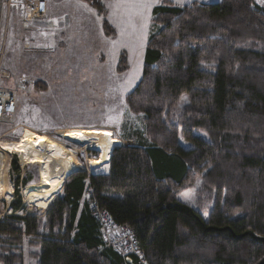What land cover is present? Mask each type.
I'll list each match as a JSON object with an SVG mask.
<instances>
[{"label": "trees", "instance_id": "trees-1", "mask_svg": "<svg viewBox=\"0 0 264 264\" xmlns=\"http://www.w3.org/2000/svg\"><path fill=\"white\" fill-rule=\"evenodd\" d=\"M82 1L115 37L104 1ZM150 21L142 77L126 97L142 126L124 128L109 175L75 172L44 214L0 219V264H23L24 240L40 249L37 264H126L89 193L134 231L145 264H264V3L161 0ZM126 59L122 50L119 72ZM198 177L207 218L179 196Z\"/></svg>", "mask_w": 264, "mask_h": 264}, {"label": "rangeland", "instance_id": "rangeland-1", "mask_svg": "<svg viewBox=\"0 0 264 264\" xmlns=\"http://www.w3.org/2000/svg\"><path fill=\"white\" fill-rule=\"evenodd\" d=\"M103 1L109 22L121 37L117 33L115 37L106 35L100 14L86 1L46 0V17L34 20L20 0H15L7 54L12 78L7 82L17 93L18 112L12 120L0 121V139L18 140L23 126H29L80 149L83 157L87 149L73 140L78 131H107L121 139L124 128L127 131L131 125L142 126L141 116L129 110L126 97L142 77L151 26L149 17L153 6L161 0ZM141 3L149 7L139 10L143 14L137 15L138 9L131 5ZM122 50L127 53V64L119 72ZM37 82H42L45 88H37ZM188 99L184 94L178 108ZM86 154L91 155L90 151ZM91 156L96 158L99 154ZM88 164L92 166V169L87 166L92 173L108 170L107 166L100 171ZM9 170L15 188L10 199L0 198V216L44 214L50 204L46 208L29 207L24 205L21 195L23 185L40 181L38 167L23 163L18 155L11 154ZM204 181L198 177L179 196L199 208L207 218L211 202L205 205L197 194ZM18 202L20 205L15 209L14 204ZM39 250L24 240L23 264H37L33 252Z\"/></svg>", "mask_w": 264, "mask_h": 264}, {"label": "bare ground", "instance_id": "bare-ground-1", "mask_svg": "<svg viewBox=\"0 0 264 264\" xmlns=\"http://www.w3.org/2000/svg\"><path fill=\"white\" fill-rule=\"evenodd\" d=\"M23 127L18 140L0 139V198L10 199L15 188L9 163L11 154H16L23 163L37 166L40 176L38 183L21 187L24 205L46 208L63 191L68 177L86 170L87 163L80 149L47 132ZM73 140L84 149L96 150L105 161L112 157L115 146H120V139L107 131H78Z\"/></svg>", "mask_w": 264, "mask_h": 264}, {"label": "built area", "instance_id": "built-area-1", "mask_svg": "<svg viewBox=\"0 0 264 264\" xmlns=\"http://www.w3.org/2000/svg\"><path fill=\"white\" fill-rule=\"evenodd\" d=\"M20 2L26 7V12L32 19L38 20L46 17V0H20ZM14 3L15 0H0V121H10L18 112L17 93L12 90V87H10L7 82L12 78L11 71L7 67V54L10 41L9 22L12 16V7ZM120 145H122L121 139ZM88 151H90L91 155L93 152L91 149L85 151L86 163L90 161L89 158L93 157L86 154ZM111 160L112 159L109 158L106 163H103V167L105 168L107 166L108 169L107 174L104 175H109L111 172ZM90 168L92 169V166H90ZM91 171L92 170L86 168V172L94 175ZM86 199L88 200L90 212L100 224L107 245L122 252L126 264H145L144 252L137 245L134 231L129 226L118 224L114 216L107 209L102 207L91 193L87 194ZM5 215L7 214L5 213L3 216H0V219L6 217Z\"/></svg>", "mask_w": 264, "mask_h": 264}, {"label": "crops", "instance_id": "crops-1", "mask_svg": "<svg viewBox=\"0 0 264 264\" xmlns=\"http://www.w3.org/2000/svg\"><path fill=\"white\" fill-rule=\"evenodd\" d=\"M181 5H183V4H187V3H191V2H193V1H200V2H202V3H215V2H219L220 0H177ZM155 5H157V3L155 4ZM155 6H153V8H154ZM153 10V9H152ZM149 19H151V15H150V17H149ZM150 29V28H149ZM116 33L119 35V33H118V31H116ZM148 33H149V31H148ZM119 37H121V34L119 35ZM147 38H148V35H147ZM146 42H147V39H146ZM144 53H145V51H144Z\"/></svg>", "mask_w": 264, "mask_h": 264}, {"label": "snow or ice", "instance_id": "snow-or-ice-1", "mask_svg": "<svg viewBox=\"0 0 264 264\" xmlns=\"http://www.w3.org/2000/svg\"><path fill=\"white\" fill-rule=\"evenodd\" d=\"M131 7L138 9L136 13L137 15H142L143 14L142 11L139 10L146 9L147 7H149V5L141 3V4H133L131 5Z\"/></svg>", "mask_w": 264, "mask_h": 264}]
</instances>
